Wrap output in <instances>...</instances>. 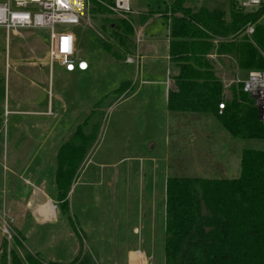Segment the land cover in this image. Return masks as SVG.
<instances>
[{
    "label": "rangeland",
    "instance_id": "rangeland-1",
    "mask_svg": "<svg viewBox=\"0 0 264 264\" xmlns=\"http://www.w3.org/2000/svg\"><path fill=\"white\" fill-rule=\"evenodd\" d=\"M131 6L126 15L111 10L100 15L90 5L79 24L58 27L74 35L77 57L90 65L85 73H67L57 62L51 66L48 30L20 29L7 39L0 27V240L7 243L8 260L11 251L22 259L40 254L45 263H69L89 253L98 264H127L126 246L139 239L133 229L151 238L153 227L156 261L165 264L167 178H220L232 167L219 159L220 143L200 139L192 147L194 122L167 112L165 60L150 70L139 68L135 57L126 61L134 52L119 44L101 17H127L135 42L140 35L141 42L133 37L132 43L141 53L153 45L168 53L171 12L165 0H131ZM185 6L221 9L230 19V0H186ZM258 21L264 24L263 13ZM211 59L230 100L233 85L248 71L227 56ZM127 81L132 89L122 93ZM96 125L98 137L73 183L69 209L58 201L61 221L37 223L28 202L57 193L59 148L74 140L77 128L89 134ZM110 175L117 176L116 198L108 187Z\"/></svg>",
    "mask_w": 264,
    "mask_h": 264
},
{
    "label": "trees",
    "instance_id": "trees-1",
    "mask_svg": "<svg viewBox=\"0 0 264 264\" xmlns=\"http://www.w3.org/2000/svg\"><path fill=\"white\" fill-rule=\"evenodd\" d=\"M185 1L165 0L171 12L165 22L170 31V61L177 67L168 110L211 113L233 138L264 141V122L254 100L241 82L233 85L231 99L226 100L211 59L212 55L227 56L241 71L264 70V24L258 21L263 11L245 12L238 0H230L228 20L224 10L186 7ZM90 3L91 13L112 14L105 0ZM101 18L119 44L134 52L135 30L129 19ZM248 26H254L252 36L246 35ZM104 47L111 51L107 42ZM113 55L118 57L116 52ZM131 85L123 82L122 93ZM99 127L89 134L77 128L75 142H65L58 150L57 200L66 209ZM241 152L236 178H167L165 264H264V150L246 145ZM6 245L0 240V264H98L89 253H79L69 263H45L40 254L26 253L22 259L11 251L8 260Z\"/></svg>",
    "mask_w": 264,
    "mask_h": 264
},
{
    "label": "built area",
    "instance_id": "built-area-1",
    "mask_svg": "<svg viewBox=\"0 0 264 264\" xmlns=\"http://www.w3.org/2000/svg\"><path fill=\"white\" fill-rule=\"evenodd\" d=\"M245 11L262 10L264 0H238ZM106 6L114 13L126 15L132 11L131 0H105ZM90 9V0H6L0 3V27L6 31L7 39L20 29L42 28L49 31L48 58L51 65L56 62L67 73L86 72L89 64L76 55V40L67 30L59 26L77 25ZM254 34V26H248L246 35ZM137 42H141L140 35ZM128 57L127 62L133 63ZM10 68L6 63V69ZM244 91L254 100L264 122V70L248 71L247 78L241 81ZM220 110L224 105H219Z\"/></svg>",
    "mask_w": 264,
    "mask_h": 264
},
{
    "label": "crops",
    "instance_id": "crops-1",
    "mask_svg": "<svg viewBox=\"0 0 264 264\" xmlns=\"http://www.w3.org/2000/svg\"><path fill=\"white\" fill-rule=\"evenodd\" d=\"M167 29L169 28L166 25ZM140 34V33H139ZM168 53H160L157 45H153L149 49H146L144 52H140L138 48H135V51L132 55L129 57H132L136 59L137 63L140 61L139 68H144L147 70H150L149 66H154V65H160V59L163 58L165 60V68L167 69V89H166V100L168 98V92L170 89L174 90L175 85H174V76L177 74V67L173 62L170 61V55H169V46H170V31L168 29ZM136 41V40H135ZM137 44V42H136ZM136 54V55H135ZM135 55V56H134ZM134 62V60H133ZM139 64V63H138ZM54 65V64H53ZM52 66V65H51ZM50 66V67H51ZM61 67V66H60ZM62 68V67H61ZM90 69V65H89ZM89 71V70H88ZM87 72V71H86ZM80 73H85V72H80ZM170 74L173 76L172 79H170ZM239 74V73H238ZM216 75L220 77L218 73ZM226 79V77H223ZM229 79V78H228ZM172 81V82H170ZM173 83V84H171ZM132 87V85H131ZM129 88L126 92H129L132 88ZM125 92V93H126ZM224 96L228 99V96L226 95V92L224 90ZM167 112L169 114H174L175 119H185V120H190L193 121L194 123L190 122L191 125V137H190V144L193 147L195 142L198 140H202L205 145L210 144L211 142H218L220 143V148H221V156L219 159H221L222 162H233L229 163V166H232L227 173H225V177H220V178H236L240 175V159H241V151L245 149L246 145L249 146L250 148H257V149H263L264 150V141L261 140H252V141H246L247 143H243L245 141L243 140H237L233 138L226 130L225 128L219 123L217 118L211 114V113H194V112H170L168 110L167 106ZM262 143V145H260ZM210 148V147H209ZM233 173L232 175L229 173ZM118 174V173H117ZM116 177L110 175L108 179V187L112 189V196L113 198L117 197L116 194ZM38 192V191H37ZM43 192V191H41ZM115 192V193H114ZM114 193V194H113ZM53 197H50L48 194L43 193L44 200L42 202H39L38 199L32 197V201L28 202V206L32 210V214L35 218L37 223H49L55 224L59 223L62 219L58 217V212L56 209H58L55 205L58 204L57 200V193H53ZM70 196V194H69ZM68 196V197H69ZM30 203V204H29ZM120 206V204H119ZM121 211V210H120ZM121 213H116V216ZM64 219V218H63ZM55 222V223H54ZM165 227H166V213H165ZM118 226L116 227V234L118 233L117 231ZM134 234L139 235V239L137 242L129 244L126 246V248H129L126 252V261L127 264H159L156 261V253H155V245L153 241V232L154 228L152 227L151 233L152 237L149 238L148 234H144L143 232L140 231V228L135 227L133 229ZM125 240V239H124ZM122 245H124L123 241ZM165 248V238H164V246ZM99 261V260H98ZM57 262V261H54ZM98 263H101L100 261Z\"/></svg>",
    "mask_w": 264,
    "mask_h": 264
}]
</instances>
